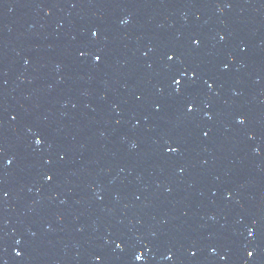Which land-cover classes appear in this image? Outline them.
<instances>
[{"label": "water", "instance_id": "1", "mask_svg": "<svg viewBox=\"0 0 264 264\" xmlns=\"http://www.w3.org/2000/svg\"><path fill=\"white\" fill-rule=\"evenodd\" d=\"M0 264H264V0H0Z\"/></svg>", "mask_w": 264, "mask_h": 264}, {"label": "snow or ice", "instance_id": "2", "mask_svg": "<svg viewBox=\"0 0 264 264\" xmlns=\"http://www.w3.org/2000/svg\"><path fill=\"white\" fill-rule=\"evenodd\" d=\"M97 34H98V33H97L96 31H93V32L91 33V35H92L93 37H96ZM221 39H223V37H221ZM193 44L198 45V44H199V41L194 39V40H193ZM174 56H175V53L167 55V60H168V61H172L173 58H174ZM93 59H94V62H98V61H100V60L102 59V56H100V55H95V56L93 57ZM179 75H180L181 77H183V76L185 75V73L181 72V73H179ZM172 83H173V85L175 86L174 90H175V92H176L177 95H179V94L181 93V91H182L183 88L190 86L189 83L183 82L181 79H178V78H176L175 76L172 77ZM205 84H206V86H207L209 89H211V88L213 87V85H212V84H209L207 81H205ZM192 110H193V104H192L191 102H189V103L187 104V111H188V112H191ZM243 122H244V121H243L242 118H238V123H243ZM35 143H36L37 145H39V144L41 143V140H40V139H36V140H35ZM170 151H172V152H176L177 149H176V148H171ZM46 179L51 180L52 177H51V176H48V177H46ZM252 235H253V232H252V231H249V232H248V236L251 237ZM116 247L119 248L120 245L117 244ZM21 254H22V253L19 252V251L16 252V255H17V256H20ZM247 255H248L249 257H252V256H253V252L249 251V252L247 253ZM168 258L170 259V257H168ZM98 259H99V258H98ZM142 259H143L142 255H140V254L135 255V260H136V261H141Z\"/></svg>", "mask_w": 264, "mask_h": 264}]
</instances>
